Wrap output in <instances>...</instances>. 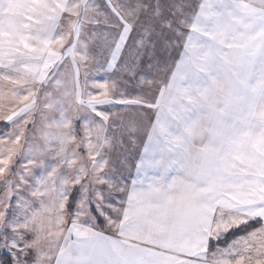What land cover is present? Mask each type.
I'll use <instances>...</instances> for the list:
<instances>
[{
  "label": "snow or ice",
  "instance_id": "snow-or-ice-1",
  "mask_svg": "<svg viewBox=\"0 0 264 264\" xmlns=\"http://www.w3.org/2000/svg\"><path fill=\"white\" fill-rule=\"evenodd\" d=\"M34 4L40 6L38 12L27 15L39 27L35 35L23 34L28 35L23 47L35 54L29 59L39 60L31 73L38 88L26 91L22 77L8 75L18 69L9 67L15 62L7 59L11 53L6 51L7 41L2 37L0 76L16 86L12 91L18 98L32 96L35 105V97L43 94L47 106L53 97L59 99L56 85L65 69L70 70L84 110L72 121L76 135L83 137L85 130L103 125L105 139L111 136L116 147L132 151L133 160L138 161L159 117L161 97L184 53L181 41L187 32L172 24L170 0H34ZM101 14L107 23L95 19ZM69 25H73L70 30ZM20 67L27 69L28 65L22 63ZM17 87L21 91H16ZM21 103L18 111L0 117V140L14 137L13 142H20L21 134L14 131L18 121H23L25 131L32 129L35 137V113L29 120L30 106ZM23 140L22 149L29 144L26 135ZM93 140L88 136L75 151L90 157L87 165L98 171L94 179H90L92 171L82 175L80 168L66 169L68 161H64L58 169L44 165L34 169L30 178L22 177L24 188L12 185L16 191L0 211V264H99L63 257L71 256L74 245L81 246L95 237L124 235L130 222L126 215L130 204L128 188L121 181L129 179L134 184L136 177L130 171L127 178H117L111 153L106 149L89 153L84 147ZM104 163L109 167H101ZM4 185L0 180V193ZM119 188L124 191L113 190ZM258 195L261 198L253 200L255 208L238 223L223 215L217 219L214 213L211 220L204 213L199 223L178 220L179 255L172 256L170 250L168 259L149 257L140 264H264V193ZM225 196L231 199L233 193L226 189L217 193L219 199ZM14 204L23 211L15 224ZM16 235L19 239H14Z\"/></svg>",
  "mask_w": 264,
  "mask_h": 264
},
{
  "label": "rangeland",
  "instance_id": "rangeland-1",
  "mask_svg": "<svg viewBox=\"0 0 264 264\" xmlns=\"http://www.w3.org/2000/svg\"><path fill=\"white\" fill-rule=\"evenodd\" d=\"M170 3L172 24L187 32L181 41L184 53L161 97L159 117L138 161L133 160L132 151L116 147L111 136L105 139L103 125L95 124L84 131L83 137L76 135L72 121L84 110L78 102L70 70L65 69L56 85L59 99L53 97L47 106L43 94L35 97V105L32 96L18 98L12 91L16 86L0 76V101H6L5 104L13 101L16 111L23 101L30 106L28 119L35 113L37 122L35 137L32 129L25 131L23 121H18L14 128L21 134V140L12 147L16 154L4 159L0 180L5 185L0 193V211L16 191L12 185L24 188L21 178H30L38 167L50 165L58 169L61 162L68 161L64 164L66 169L80 168L82 175L92 171L90 179H94L98 171L87 165L90 157L75 151L88 136L94 140L84 147L89 153L98 154L101 149L111 153V167L117 178H127L130 171L136 177L134 184L129 179L121 181L128 188L130 205L135 188L150 191L159 185L164 188L166 199L182 196L186 205L192 197H197L199 203L210 198L216 218L223 215L233 223L240 222L246 212L255 208L253 200L264 193V0H170ZM39 7L34 0H0V37L7 41L5 48L11 53L7 59L15 62L9 67L18 69L8 75L22 77V88L29 92L38 88L31 73L39 60L29 59L35 54L23 47L28 39L23 34H36L39 25L27 14L38 12ZM95 19L101 24L108 22L102 14ZM71 27L68 26L69 30ZM22 63L28 68H21ZM194 99L198 102L193 103ZM24 135L29 144L22 149ZM10 142L12 145L13 141ZM120 152L123 154L117 156ZM24 160L39 162L26 164ZM101 167L109 165L104 163ZM224 189L232 192L233 198H217V193ZM113 190L123 192L124 188ZM235 197L240 199L237 201ZM238 203L242 209L236 207ZM226 206L231 209L228 213ZM13 209L17 213L12 217L15 224L23 211L17 210L15 204ZM241 211L243 214H237ZM116 238L117 253L123 255L124 246L119 241H124V237ZM108 239L98 236L81 246L74 245L71 256L63 259L92 260L97 258L98 246L101 258L106 257ZM55 251L52 249V254Z\"/></svg>",
  "mask_w": 264,
  "mask_h": 264
},
{
  "label": "crops",
  "instance_id": "crops-1",
  "mask_svg": "<svg viewBox=\"0 0 264 264\" xmlns=\"http://www.w3.org/2000/svg\"><path fill=\"white\" fill-rule=\"evenodd\" d=\"M4 102L0 101V117L16 112L14 109L16 104L13 101H8L6 104ZM10 141H14V137L8 141L0 140V176L4 170L5 157L16 154L12 148L15 142L10 145ZM140 191L137 188L132 191V201L127 211L130 222L123 235L126 242L124 245L120 243L124 246V254L119 255L117 253L118 241L115 237L108 239V255L101 258V249L98 246L97 258L92 259L93 261H97L99 264H140L141 260L149 257L161 260L168 259L167 253L170 250L172 256H178L179 252L176 245L178 239L177 221L187 218L199 223L204 219V213H207L209 220L213 216L211 201L208 197L200 203L197 197H192L189 204L186 205L183 203L182 196L175 195L173 197L172 195L171 198L166 199L164 188L159 185L155 189L151 188L150 191ZM236 207L242 209L239 207V203ZM225 208L228 213L229 208L227 206ZM237 214H243V212ZM95 241L98 240L95 239ZM2 243L3 239L0 238V245ZM154 245H159V247L154 249Z\"/></svg>",
  "mask_w": 264,
  "mask_h": 264
},
{
  "label": "trees",
  "instance_id": "trees-1",
  "mask_svg": "<svg viewBox=\"0 0 264 264\" xmlns=\"http://www.w3.org/2000/svg\"><path fill=\"white\" fill-rule=\"evenodd\" d=\"M101 228H103L102 225H101Z\"/></svg>",
  "mask_w": 264,
  "mask_h": 264
}]
</instances>
